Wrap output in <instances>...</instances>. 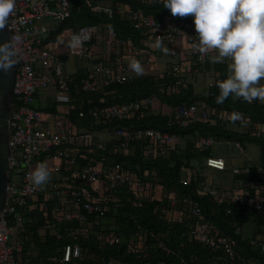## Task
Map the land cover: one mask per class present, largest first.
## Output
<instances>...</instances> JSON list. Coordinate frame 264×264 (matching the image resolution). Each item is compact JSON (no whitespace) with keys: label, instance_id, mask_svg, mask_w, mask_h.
<instances>
[{"label":"built area","instance_id":"built-area-1","mask_svg":"<svg viewBox=\"0 0 264 264\" xmlns=\"http://www.w3.org/2000/svg\"><path fill=\"white\" fill-rule=\"evenodd\" d=\"M74 1L16 0L14 15L9 20L11 35H19L21 39L18 43L19 62L13 89L14 114L10 121L11 138L9 145L13 152L10 159V176L13 179L10 178L7 202L0 222V264H31L29 260H23L26 248L22 242L15 239L18 231L17 227L10 224V218L18 216L20 211L27 210L30 202L35 205L40 195L44 197V201L40 204L41 209L47 211L46 201L54 196L64 206L63 209L61 208L62 210L56 208V211L62 214V218L66 221L77 222L78 227L67 233L66 237L76 235L83 239L91 237L93 223L89 221V216L99 217L98 219L104 218L108 209L100 206V199L103 198L95 200L94 195L87 190L83 189L81 193L72 192L70 188L72 186L67 185L70 177L66 176L65 173H72L71 177L74 180L80 179L88 184L99 183L98 187L103 192L128 186L130 190L141 189L146 195V188L141 185L138 177L126 173L118 166H89L80 171H75L77 160L73 154L78 150L74 146L92 145L95 140L93 134L87 130H77L74 124L69 123L66 114L56 116L51 123L46 124L42 112L37 107L36 95L49 88L56 89L55 100L58 104H70L72 101L73 80L66 74L64 64L58 55L44 44L43 37L49 29L39 24V20L52 19L57 24L65 22L72 15V3ZM144 1L153 6H160L164 3L163 0ZM86 4L91 11L103 13L110 18L116 12L112 7L100 2L93 3L91 0H86ZM117 13L126 14L134 28L148 31L149 37L145 42L146 49L133 48L132 43L120 38L111 39L107 52L102 53L105 59L98 62L93 69H89L87 75L80 77L79 84L76 86L77 93H93L112 84L132 81V70L124 57H146V62L151 63L152 52L156 50L154 45L157 38L161 39L164 45H174L179 38L178 34L188 33L194 43H198L195 38L196 31L193 19L175 20L165 16L158 20L153 15L134 11L130 7H127L125 11L119 10ZM98 30L95 26L81 28L78 32L87 35L89 39L78 50L73 51L68 48L67 54L87 60L96 57L98 51L94 48L95 45L91 50L88 49L87 45L93 42ZM194 43L186 51V54H189L191 58L192 66L188 74L193 73L202 76L207 73L205 65L208 56H216L218 53L213 51L201 56L194 51L192 47ZM225 61L230 62L228 59ZM172 71L178 74L182 70L180 66H175ZM261 83H264V80H261ZM183 86L185 87V84ZM255 101L264 106V103L259 100H254L250 104ZM149 103V99H143L122 105L116 104L107 108L91 109L88 115H93L99 123L107 124L109 121L124 120L131 114L140 112ZM230 113L228 111L213 112L205 105L198 107L196 104H182L176 107L174 111V123L181 128H187L197 123L215 121L212 117L216 116L220 120L221 126L224 124L230 126L233 125L227 119ZM86 115V112L81 109L79 116L83 118ZM248 122H250L249 119L244 124L237 122L235 126L242 127L240 129L243 130L250 129L257 137L264 136V124H249ZM113 135L119 141V150L123 152H129L133 144L149 142L147 155H153L156 151L167 154L175 147L176 141V136L162 134L152 129H119ZM221 144L231 146L232 155L227 158L217 155L216 151L212 157L204 160L203 166L208 170L217 172H225L232 166L234 190L225 191L220 187L214 188V184L209 183L207 179L203 183L200 182L197 170H194L189 176L184 175L182 183L188 185L194 182L198 185L200 195H211L220 204L243 206L249 213L264 218V166L261 164L235 166V153L241 156L246 154V149L240 142H222L213 137L195 139V148L200 151L208 148L214 150L215 146ZM43 156L45 157L42 162L48 165L51 180L41 190L31 184L28 173L39 163L37 160ZM18 165L20 168L17 167ZM254 168L256 169L255 174L252 173ZM82 195L88 202L84 206L87 215L81 212L79 203H75L72 199ZM91 202L98 203V205L94 206ZM34 205L30 208L38 207V205ZM176 207L177 202L172 199L167 206L161 208V214L169 220L185 223L190 240L199 243L205 250L212 253L211 257L206 258L191 254L190 259L182 258L183 264H246L245 259L238 251L237 242L222 235L216 225L205 218L199 203H193L187 214L184 212L176 213ZM232 212V209L227 211L228 214H232ZM235 228L236 234H242L240 228L236 226ZM58 237L61 238V236ZM97 240L101 246L123 244L130 251L137 252L144 257L154 250H161L167 255L173 254L175 256V252L153 234L150 236L142 234L138 240L125 241L115 231H105L97 234ZM253 245L259 247L264 253L263 238H256ZM82 259L81 246L77 243L67 244L62 248L60 256L50 259V264H80L79 261ZM100 262L102 264H122L114 260L106 263L105 259ZM158 264L168 263L162 261Z\"/></svg>","mask_w":264,"mask_h":264},{"label":"trees","instance_id":"trees-1","mask_svg":"<svg viewBox=\"0 0 264 264\" xmlns=\"http://www.w3.org/2000/svg\"><path fill=\"white\" fill-rule=\"evenodd\" d=\"M91 1L110 6L116 12L110 18L103 13L91 11L86 0H75L72 3L71 17L60 25L62 29L67 27L71 29V34L78 32L85 26H95L99 29L93 42L87 45L89 50L95 45L94 48L98 51L92 60L86 59L90 65L89 69H93L98 62L105 59L102 53L107 52L109 42L113 38L130 42L133 48L146 49L145 42L149 37L148 31L134 28L126 14L117 13L119 10L125 11L127 7H130L134 11L153 15L158 20L165 16L175 20L193 19L192 16L173 17L170 11L164 7V3L160 6H153L144 0ZM180 35L181 33L178 34V37ZM190 38L192 39L191 35ZM192 43H194L193 39ZM44 44L47 46L45 41ZM68 56V54L65 55V57ZM58 57L64 64L62 56L58 55ZM228 63L230 62L220 63L218 66L220 76L212 77L213 85L203 93L195 86L201 76L193 73L188 75L186 70L175 74L172 70L179 65L173 63L169 71L163 76L154 74L137 76L131 71L133 74L132 81L112 84L93 93H77L76 90L80 77L87 75L89 69L75 75L66 73L73 80L70 104L74 106L67 114V120L74 124L77 130H87L95 138L92 145L74 146L78 150L73 154L77 160L74 170L80 171L89 166H118L126 173L138 177L141 185L146 188V192L143 190L146 195L141 189L130 190L128 186L103 192L98 187L99 183L88 184L80 179L74 180L71 177L72 173H65L66 176L70 177L67 185L72 186L70 187L72 192L81 193L84 189L91 192L95 200L103 198L100 199V206L107 207L108 212L101 219L96 216H89V221L93 223L90 238L83 239L78 235L66 237L67 233L78 227L77 222L66 221L62 218V214L56 211V208L63 209L64 206L54 196L46 201L47 211L41 209L40 204L44 201V197L40 195L35 203L38 205L37 208H30L34 205L33 202H30L27 210L20 211L18 216L10 218V224L17 227L18 231L15 239L22 242L26 248L23 260H29L31 264H50V259L60 256L64 246L76 243L82 248L83 259L79 261L80 264H102L100 261L103 259L106 263L114 260L122 264H158L162 261L168 264H183L182 258L190 259L191 254L201 258L211 257L210 251L205 250L199 243L190 240L185 223L169 220L161 214V208L167 206L174 199L177 202L176 213L184 212L187 214L193 203H199L205 218L216 225L222 235L237 242L238 251L245 259L246 264H264V253L259 247L253 245L256 238L264 239V232L262 231L264 218L262 216L249 213L243 206L220 204L211 195L202 196L198 193V185L194 182L188 185L182 183L186 170H194V164L204 165V160L215 154L212 148L204 151L196 149L195 139L198 137H213L219 141H237L243 144L246 151L248 145L255 144L260 148V164L264 166V136L257 137L250 129H240L242 127L235 129L228 124L221 126L220 120L216 116L212 117L215 121L197 123L187 128H181L174 123L176 107L182 104H196L198 107L205 105L217 113L239 111L249 119V124H264V106L256 101L250 104L230 96L223 105L215 103V98L219 95L217 84L227 78ZM205 68L208 69L207 63ZM39 94L40 92L36 97ZM143 99H149V105L124 120H113L105 124L99 123L93 115H88L91 109H102L116 104L122 105L142 101ZM163 104L168 107L169 112L167 113L169 114L158 112L159 106ZM81 109L87 114L83 118L79 116ZM119 129H152L162 134L174 135L176 136L175 147L167 154L156 151L153 155H147L149 142L144 141L131 145L129 152H123L119 150V141L113 135ZM44 157L37 161L42 162ZM252 173H256L255 168ZM198 179L200 182L206 181L200 172H198ZM159 189L162 193L157 196L156 191ZM72 199L75 203H79L81 212L87 215L84 207L88 204L86 198L82 195ZM91 203L94 206L98 205L95 202ZM229 209L233 210L232 214L227 213ZM19 216L21 218L26 217L27 222L19 223ZM252 220L255 223V232L251 238H245L242 228ZM235 226L242 230V234H236ZM105 231H115L125 241L138 240L142 234L149 236L153 234L170 250L174 251L175 256L173 254L167 255L161 250H154L144 257L137 252L130 251L123 244L101 246L97 240V234Z\"/></svg>","mask_w":264,"mask_h":264},{"label":"clouds","instance_id":"clouds-1","mask_svg":"<svg viewBox=\"0 0 264 264\" xmlns=\"http://www.w3.org/2000/svg\"><path fill=\"white\" fill-rule=\"evenodd\" d=\"M173 17L192 16L198 43L192 45L201 56L217 52L213 62L227 65V78L219 81V95L215 103L223 105L231 96L251 103L259 100L264 103V0H163ZM16 0H0V30L9 25L14 15ZM159 37V36H158ZM19 35H11L9 40L0 43V74H10L19 60ZM82 32L72 33L65 44L70 50L80 49L88 40ZM154 47L169 53L163 41L156 39ZM129 68L141 76L144 68L135 56H126ZM235 125L246 123L247 118L239 111H232L227 117ZM31 184L43 190L51 180L48 165L39 162L28 173Z\"/></svg>","mask_w":264,"mask_h":264},{"label":"crops","instance_id":"crops-1","mask_svg":"<svg viewBox=\"0 0 264 264\" xmlns=\"http://www.w3.org/2000/svg\"><path fill=\"white\" fill-rule=\"evenodd\" d=\"M39 24L49 29L47 36L43 37V40L47 43V46L55 54L62 56V58L64 59L63 60L64 69L68 75H75L77 73L80 74L81 72L83 71L85 72L90 68L89 62L86 59L73 57V56L65 57L68 48L65 46V44L60 43V41L61 40L66 41L70 37L71 29H69L68 27L62 29L60 26L61 24L55 23L52 19L39 20ZM191 43H192V39L190 38V35L188 33H181V35L177 39L175 48L172 49L169 48V46H167V48H169L170 50L169 53L165 54L162 50H158V49L153 50L151 63L146 62L147 61L146 57L137 58L138 60L141 61L142 66L144 68L143 74H150V75L154 74L156 76H163L165 73L169 71L170 67H172L170 66L172 65V63L178 64L181 70H186V73L188 74L192 66H191L190 58L189 56H187L185 50H188ZM212 57L214 56H208L207 58L206 63H207L208 73L202 75L200 79L195 83L196 89H199L202 93L208 90L213 84L212 77L220 76V71H218V66L220 65V63L213 62ZM55 94H56V89L49 88L47 90L40 92V94L37 97V107L42 112L46 124H48L49 122L51 123L54 120V118L56 116H59L60 114H66V115L69 114L71 108L74 107L71 106V104H58L55 100ZM58 105L61 107H59ZM167 111H168V107L165 104L160 105L158 108V112L167 113ZM232 126L235 129H239V127H236L235 125ZM232 153L233 150L231 146H228L227 152L224 154V156L229 158L232 155ZM241 159L243 160V161L241 160L243 162L241 166H245L247 164L259 165L261 161L260 158L259 161H255L250 157L246 159L245 156H242ZM229 162L231 163V161ZM194 170L196 169L194 168ZM194 170L188 169L186 170V173L184 175L189 176L194 172ZM207 180L208 182L211 181L208 177ZM209 183H212V181ZM19 222L20 223L27 222L26 217L21 218L19 216ZM262 231L264 232V228H262Z\"/></svg>","mask_w":264,"mask_h":264},{"label":"water","instance_id":"water-1","mask_svg":"<svg viewBox=\"0 0 264 264\" xmlns=\"http://www.w3.org/2000/svg\"><path fill=\"white\" fill-rule=\"evenodd\" d=\"M9 25L0 30V43L9 40ZM17 66L10 74H0V222L7 202V191L10 184V159L13 155L9 145L11 138L10 121L14 114L13 89ZM20 168V165L17 166Z\"/></svg>","mask_w":264,"mask_h":264},{"label":"rangeland","instance_id":"rangeland-1","mask_svg":"<svg viewBox=\"0 0 264 264\" xmlns=\"http://www.w3.org/2000/svg\"><path fill=\"white\" fill-rule=\"evenodd\" d=\"M165 46L166 47L169 46V48H172V49L175 48V44L174 45H165ZM170 66H172V65H170ZM59 107H61V106H59ZM166 110H167V108H166ZM167 112H169V111H167ZM227 148H228V146L224 145V144L217 145L214 148V152L217 151L216 152L217 155L223 154V157H226V156H224V154L227 152ZM248 157L252 158L255 161H259L260 149L257 145L250 144L247 146L245 158L248 159ZM241 158H242L241 155H238L237 153H235V159H234V165L235 166H237V167L241 166V164L243 163L242 162L243 160ZM194 167L206 179L208 177L212 181V183L214 184V188L220 187V188H222V190H225V191H233L234 190V174L232 171V166H230L229 169L225 172H217V171L208 170L205 167H203L202 164H194ZM211 181H209V182H211ZM160 189L156 191L157 196H160L162 193ZM242 229L244 232V237L245 238H251L255 232V223L252 220V221L248 222L247 224H245Z\"/></svg>","mask_w":264,"mask_h":264}]
</instances>
